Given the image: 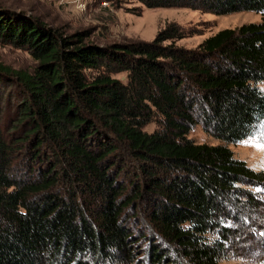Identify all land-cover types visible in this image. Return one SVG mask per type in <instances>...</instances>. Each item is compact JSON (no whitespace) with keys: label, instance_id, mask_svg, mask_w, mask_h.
Instances as JSON below:
<instances>
[{"label":"trees","instance_id":"trees-1","mask_svg":"<svg viewBox=\"0 0 264 264\" xmlns=\"http://www.w3.org/2000/svg\"><path fill=\"white\" fill-rule=\"evenodd\" d=\"M136 1L264 14V0ZM194 33L171 22L151 41L102 45L0 12V42L36 62L0 63V264L130 257L140 222L151 264H221L231 212L264 186L228 146L264 121V18L178 44ZM198 125L228 144L189 138Z\"/></svg>","mask_w":264,"mask_h":264},{"label":"rangeland","instance_id":"rangeland-1","mask_svg":"<svg viewBox=\"0 0 264 264\" xmlns=\"http://www.w3.org/2000/svg\"><path fill=\"white\" fill-rule=\"evenodd\" d=\"M7 11L34 16L67 34L88 29L92 34L91 40L102 45L132 40L151 41L168 23L177 22L195 31L192 36L178 41L180 46L187 48L197 47L222 29L260 22L264 18V14L254 11L218 15L191 8H148L136 0H0V12ZM0 63L26 70H32L36 64L25 49L2 42ZM156 128L157 123L153 122L145 130L152 132ZM188 137L198 143L228 144L207 134L201 125L191 130ZM228 146L235 157L245 160L256 171H264V121L256 128L255 134ZM248 187L259 201L254 204L248 201V196H243L231 212L228 223L232 233L221 264H264V186ZM144 234L147 236L142 238ZM152 238L148 224L140 222L133 230L131 243L134 251L130 257L116 253L104 262L91 261V264H151L148 245Z\"/></svg>","mask_w":264,"mask_h":264},{"label":"snow or ice","instance_id":"snow-or-ice-1","mask_svg":"<svg viewBox=\"0 0 264 264\" xmlns=\"http://www.w3.org/2000/svg\"><path fill=\"white\" fill-rule=\"evenodd\" d=\"M262 235H264V234H262Z\"/></svg>","mask_w":264,"mask_h":264}]
</instances>
